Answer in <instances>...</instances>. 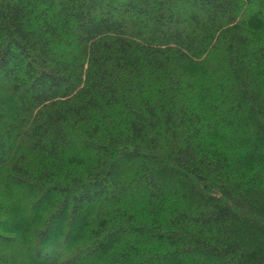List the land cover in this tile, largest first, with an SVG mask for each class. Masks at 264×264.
<instances>
[{
  "label": "trees",
  "instance_id": "trees-1",
  "mask_svg": "<svg viewBox=\"0 0 264 264\" xmlns=\"http://www.w3.org/2000/svg\"><path fill=\"white\" fill-rule=\"evenodd\" d=\"M0 264H264V0H0Z\"/></svg>",
  "mask_w": 264,
  "mask_h": 264
}]
</instances>
